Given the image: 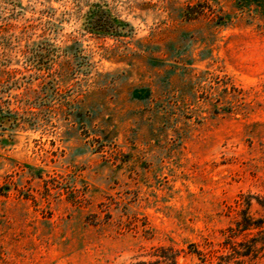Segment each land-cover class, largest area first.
<instances>
[{
    "label": "rangeland",
    "instance_id": "rangeland-1",
    "mask_svg": "<svg viewBox=\"0 0 264 264\" xmlns=\"http://www.w3.org/2000/svg\"><path fill=\"white\" fill-rule=\"evenodd\" d=\"M263 201L264 0H0V264H264Z\"/></svg>",
    "mask_w": 264,
    "mask_h": 264
},
{
    "label": "trees",
    "instance_id": "trees-1",
    "mask_svg": "<svg viewBox=\"0 0 264 264\" xmlns=\"http://www.w3.org/2000/svg\"><path fill=\"white\" fill-rule=\"evenodd\" d=\"M261 205L264 207V201L261 202ZM258 222V223H257ZM252 224H254V228L260 229L259 231H262L261 229L264 227V217L259 218L256 223L251 221V218L248 216H245L242 218L241 222H237V227L240 231L249 230L252 227ZM163 251V249H161ZM160 262L165 264H176V254H166L161 253L159 254ZM138 264H145V262H140Z\"/></svg>",
    "mask_w": 264,
    "mask_h": 264
}]
</instances>
